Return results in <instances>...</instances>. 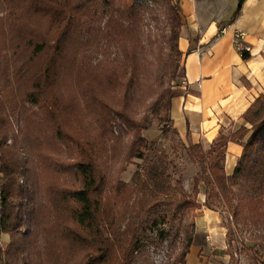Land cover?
Listing matches in <instances>:
<instances>
[{"label":"trees","instance_id":"1","mask_svg":"<svg viewBox=\"0 0 264 264\" xmlns=\"http://www.w3.org/2000/svg\"><path fill=\"white\" fill-rule=\"evenodd\" d=\"M146 1L152 5L143 3L137 6L129 2L126 8H122L116 7L111 0L104 2V13L100 16L106 19L102 28L104 52L108 54L106 49L113 45L117 56L112 59L108 54L105 62L94 65L87 44L81 43L73 54L68 53V45L73 17L91 12L96 0H0V67L3 64L4 76L0 75V80L6 81L4 86L13 84L16 94L9 107L0 95V235L4 233L11 237L7 249L3 252L0 249V255L5 256L4 264H134L145 246L144 241L150 238L144 227L146 221H138V218L149 216L148 221L153 226L169 220L177 221L186 210L201 207L198 194L203 184L208 208L227 206L236 219L246 218L238 208L263 214L264 95L243 114L250 128L243 125L230 134L220 132L207 151L201 143H189L185 147L188 159L201 167L193 179L192 192L185 188L181 177L173 178L170 167L176 165L168 153L142 135L147 127L136 119L132 80L125 78L120 71L119 55L123 56L124 62L136 65L138 53L144 47L140 33L147 12L154 21H158V14L163 12L168 34L161 37L171 49L182 55L178 49L182 26L178 0L176 3L173 0ZM242 1L234 16L241 11ZM164 30L160 32H167ZM150 37V43H159V35L151 34ZM243 57L248 58L249 53L243 52ZM70 62L84 85L80 95L95 114L96 127L103 138L114 135L115 118L129 127L128 131L116 136L128 135L131 139L120 173L126 170L125 165L132 159L143 161L131 182L117 179L112 187L115 193L112 201L97 196L103 177L96 162L85 159L83 152L75 157L72 151H68L70 143H78L82 138L78 129L69 128L68 115L74 99L61 85L67 74L66 65ZM109 87L113 89L108 91ZM115 90L116 93L109 98L110 92ZM178 95L180 93L163 89L150 102L148 109L154 117L160 118L164 110L170 112L172 99ZM19 112L25 114L23 124L17 117ZM229 141L244 146L231 176L225 171ZM64 145L69 147L66 151L68 158L75 161L73 178L80 186L56 184L48 187V194L68 217L59 220L57 216L49 218L48 214L40 220L34 196L33 158L37 157L46 168L63 167ZM162 212L165 215L158 222ZM39 228L66 242L62 250L52 251L46 262L40 253L33 258ZM194 231L192 222L185 228L184 237L181 238L180 232L175 235L171 264L186 263ZM167 236L168 232L161 229L156 242ZM73 248L76 255L68 253V249ZM20 254H23L21 258Z\"/></svg>","mask_w":264,"mask_h":264},{"label":"rangeland","instance_id":"2","mask_svg":"<svg viewBox=\"0 0 264 264\" xmlns=\"http://www.w3.org/2000/svg\"><path fill=\"white\" fill-rule=\"evenodd\" d=\"M105 1L96 0L95 4L91 7V12L87 11L76 15L73 17L71 23L72 35L68 45V53H75L81 43L87 44L91 48L90 52L93 54L94 65L105 62L106 55L108 54H110V58L112 59L117 56L116 48L113 45L106 49V53L108 54L104 52L105 43L102 28L106 23V19H102L100 16L104 13L103 6ZM111 1L116 7L122 8H126L129 2L137 6L143 3L152 5L146 0ZM176 1L173 0L174 3ZM158 17L159 20L154 21L148 12L144 16L140 33L144 47L138 53L136 65L133 64L135 69L130 62H124L122 55H119V61L117 63L125 78H131L132 80V105L135 107L136 119L141 120L142 124L147 127L142 131V135L156 143L159 149L168 153L169 159L173 160L176 165L175 167H170V172L174 173L173 178L177 179L181 177L184 181L185 188L189 192H192L193 179L200 171V165L188 159L185 151L187 143L179 136L177 130L173 127L171 119H168L170 112L164 110L160 118H156L153 116V112L148 109L150 102L155 100L163 89L180 94L185 91L184 57L164 42V37L161 36L167 35L168 29L165 28L166 21L163 12H160ZM161 29H165L164 31L167 32L161 33ZM151 34L159 35V43L152 44L149 42V39L151 40ZM2 66L3 64L0 67V75L3 76ZM66 69L67 74L61 82V85L67 92V95L74 99L73 109L68 115L69 128L78 129L81 133L78 135L82 138L78 143H70L69 150L67 145L63 146L64 151L61 155V157L65 158V165L63 167L55 166L53 169L46 168L44 164L40 163L37 157L33 158L36 176L34 196L37 204V216L40 220L48 214H50L49 218L57 216L58 219L60 218L62 220L68 217L66 211L56 204L54 197L48 194V187L56 184L80 186V183L76 182L73 178L75 161L68 158L67 150L72 151L75 157L83 152L85 159L89 160L91 158L96 162L99 172L103 177V182L97 191V196L101 200L110 198L112 201L115 196L112 187L115 185L117 179L131 182L134 172L143 162L142 159H132L130 163L125 165L126 170L120 173L122 159L131 139L128 135H122L123 138H117L116 136L128 131V125L123 123L119 118H115L113 122L114 135L103 138L96 127L95 114L87 108V101L80 95L84 85L76 72V68L70 62L67 63ZM102 81L106 85L105 81ZM5 83V80H0V88L2 89L0 95L9 107L16 99L15 87L13 84L4 86ZM112 89V87H109L108 91ZM119 90L122 91L121 89ZM116 91L110 92L109 98ZM8 113L11 114L12 111L9 110ZM17 117H19L21 124H23L25 114L19 112ZM19 136L21 137V135ZM87 142L89 145L86 144ZM234 205L235 209L238 208L237 202ZM197 209H188L177 221L169 220L166 223H158V226L150 225L151 223L148 221L150 220L148 218L149 216H140L138 221H146L144 227L147 230L146 233L150 235V238L144 241L145 246L142 248L141 254L137 256L134 264H171L173 261L171 257L172 243L176 238L175 235L180 232L181 238L184 237L183 232L185 228L188 224L195 222V216L200 213V211L196 212ZM212 210H214V214L218 218L217 224L225 231L227 249L221 251L222 255H219V253L216 254L218 258L214 257L215 252L213 251L212 253L208 252V256L215 260H219L220 258L227 259L229 264H258V261L261 260L264 254V210L263 214L260 215L253 214L249 209L242 211L238 208L240 214L246 217L241 219H236L234 213L227 206H221ZM162 215H165V213H161L158 222L163 220ZM161 229H165L168 232V236L163 241L156 242L157 235ZM23 232H25V229H23ZM10 242L11 237L9 234L3 233L0 235V249L2 252L7 249ZM65 243V241L54 235H48L44 230L39 228L37 243L33 248L35 251L33 258L37 257L40 253L46 262L51 252L62 250ZM74 250L75 248L72 250L68 249V253L76 255ZM22 255H19L20 258ZM4 262L5 256L0 255V264H4Z\"/></svg>","mask_w":264,"mask_h":264},{"label":"crops","instance_id":"3","mask_svg":"<svg viewBox=\"0 0 264 264\" xmlns=\"http://www.w3.org/2000/svg\"><path fill=\"white\" fill-rule=\"evenodd\" d=\"M178 0L182 26L178 49L184 57V92L172 99L170 119L179 136L201 143L207 151L220 132L230 134L250 125L243 114L264 95V0ZM243 52L249 53L248 58ZM250 133L248 134V136ZM247 136V137H248ZM244 146L229 141L225 171L234 174ZM202 205L195 216V236L185 264H229L208 252L227 249L225 231L214 210ZM222 257V256H221ZM258 264H264V254Z\"/></svg>","mask_w":264,"mask_h":264},{"label":"built area","instance_id":"4","mask_svg":"<svg viewBox=\"0 0 264 264\" xmlns=\"http://www.w3.org/2000/svg\"><path fill=\"white\" fill-rule=\"evenodd\" d=\"M185 85H186V82H185Z\"/></svg>","mask_w":264,"mask_h":264}]
</instances>
